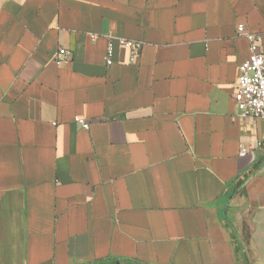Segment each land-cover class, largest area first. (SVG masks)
Segmentation results:
<instances>
[{
    "label": "crops",
    "instance_id": "1",
    "mask_svg": "<svg viewBox=\"0 0 264 264\" xmlns=\"http://www.w3.org/2000/svg\"><path fill=\"white\" fill-rule=\"evenodd\" d=\"M239 25L264 52V0H0V264H264Z\"/></svg>",
    "mask_w": 264,
    "mask_h": 264
},
{
    "label": "built area",
    "instance_id": "2",
    "mask_svg": "<svg viewBox=\"0 0 264 264\" xmlns=\"http://www.w3.org/2000/svg\"><path fill=\"white\" fill-rule=\"evenodd\" d=\"M238 33L244 35L250 43V54L239 67V77L234 96L235 106L239 117L245 120H264V52L260 49L262 37L246 33L244 25L238 26ZM92 38H95L93 36ZM117 43L122 48L129 51L130 63H135L139 58L144 43L128 39L109 38L106 54V65L114 63V45ZM72 52L61 48L58 51L56 63L62 66L68 62ZM76 123L85 130L90 128V124L85 119L77 118ZM254 146L264 150V136L253 142ZM249 145L243 143L240 156H246Z\"/></svg>",
    "mask_w": 264,
    "mask_h": 264
}]
</instances>
